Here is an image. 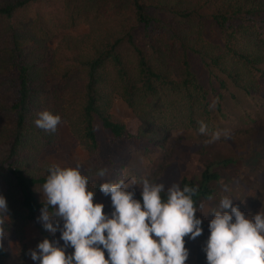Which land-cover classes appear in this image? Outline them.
I'll list each match as a JSON object with an SVG mask.
<instances>
[{
  "label": "trees",
  "instance_id": "1",
  "mask_svg": "<svg viewBox=\"0 0 264 264\" xmlns=\"http://www.w3.org/2000/svg\"><path fill=\"white\" fill-rule=\"evenodd\" d=\"M207 23L221 43L205 38ZM81 25L84 33H67ZM192 56L218 87L213 95L192 72ZM262 81L264 0H0V194L11 217L7 231L23 243L26 226H38L43 204L35 187L49 167L40 155L58 140V128L36 126L41 111L62 117L95 173L97 125L114 139L164 147L174 130L202 136L200 120L218 128L226 119L221 93L230 87L256 101ZM116 98L136 119L133 133L111 112ZM218 163L233 160L211 164ZM220 178L206 166L199 179L179 182L198 186L194 199L201 204ZM7 258L4 248L0 264Z\"/></svg>",
  "mask_w": 264,
  "mask_h": 264
},
{
  "label": "clouds",
  "instance_id": "2",
  "mask_svg": "<svg viewBox=\"0 0 264 264\" xmlns=\"http://www.w3.org/2000/svg\"><path fill=\"white\" fill-rule=\"evenodd\" d=\"M61 120L59 114L44 110L35 124L55 133ZM198 124L199 133L208 137L206 143L231 138L229 129H210L203 120ZM109 174L108 167H101L93 177L79 162L49 165L39 190L43 207L37 222L60 236L46 237L28 250L34 264H186L190 250L185 237L195 240L204 232L203 220L196 215L204 207L194 199L198 186L173 181L166 187L146 176L114 181L107 179ZM93 178L104 181L99 191L110 198L111 211L94 202ZM133 186H139L140 199ZM221 189L224 194L209 212L210 234L202 248L206 264H264V207L246 214L234 205L230 185L221 182ZM10 222L7 200L0 194V251Z\"/></svg>",
  "mask_w": 264,
  "mask_h": 264
},
{
  "label": "rangeland",
  "instance_id": "3",
  "mask_svg": "<svg viewBox=\"0 0 264 264\" xmlns=\"http://www.w3.org/2000/svg\"><path fill=\"white\" fill-rule=\"evenodd\" d=\"M85 31L86 26L81 25L67 33L78 35ZM204 36L212 43H221V36L216 26L211 23L206 24ZM190 64L192 72L202 87L212 95L218 91V87L211 81L207 71L196 57L190 58ZM261 84L256 101L244 98L242 94L230 87L227 93L224 91L221 93L222 98H219V101L223 102L222 108L226 112V119L220 120L218 128L229 129L230 139L222 137L209 144L206 143L207 136L199 137L190 130H174L167 144L160 147L145 142L114 139L99 125L96 127L100 151L99 167L109 168L110 174L107 179L115 181L133 177L139 179L146 176L150 179L161 180L167 187L173 181L179 182L183 177L191 180L199 179L206 166H211L212 172L220 173L221 178L213 185L211 194L215 199L202 200L201 204L204 205L202 213H196L203 220V234L195 240H188L185 237L186 247L190 250L186 264H206V255L202 248L210 234L208 222L213 216L209 212L224 194L221 182L230 185L234 205L246 214H256L264 207V124L260 119V116L264 114V81ZM212 95L210 98L214 108L215 99ZM236 103L239 104L235 105ZM244 110L250 112V118L245 117L247 113ZM111 112L115 119L124 123L128 132L135 131L136 119L120 99H115ZM228 158L232 159L233 163L226 167H223L221 163L211 164L214 161ZM39 161L47 165L61 164L62 166L75 165L79 162L94 177V173L88 169L87 151L75 139L66 123L59 125L58 140L55 146L45 149ZM82 174L85 173L82 171ZM103 182L93 178V187H96L94 202L106 204L111 201L99 191V185ZM133 187L136 191V198L140 199L139 186ZM39 190H41V185L35 187V192L38 199L42 201ZM39 215L40 212L37 217ZM37 224L38 226L32 224L26 226L23 243H20L12 230H8V237L4 241V248L8 253L5 264H34L27 252L43 240L38 229L42 225L39 222ZM50 236L52 239H58L60 233L58 231L55 236L52 234ZM68 251L71 252L73 249L69 248ZM105 258H107V253H105Z\"/></svg>",
  "mask_w": 264,
  "mask_h": 264
}]
</instances>
